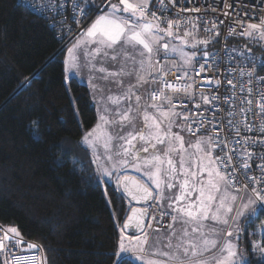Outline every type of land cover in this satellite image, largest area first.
Wrapping results in <instances>:
<instances>
[{
  "label": "snow or ice",
  "instance_id": "obj_1",
  "mask_svg": "<svg viewBox=\"0 0 264 264\" xmlns=\"http://www.w3.org/2000/svg\"><path fill=\"white\" fill-rule=\"evenodd\" d=\"M119 2L123 5L122 9L118 4L111 3L110 8L81 33V39L67 48L68 55L62 63V71L71 80L82 67L89 68L90 73L97 70L95 65L82 64L77 59L75 53L81 44L95 46L90 52L92 56L108 58L112 62L119 59V67L115 71H109L103 66L98 69L100 73H105L99 79L116 84L120 91L116 96L106 97L100 123L82 136L85 150H93L94 156L91 161L95 166L94 180L90 177L89 182L107 183L115 178L119 186L127 179L120 173L128 167L137 172L143 171L155 185V195L148 187L138 185V195H133V199L153 201L159 210V220L170 217L172 223L167 225L166 231H162L158 220L155 229L146 231L143 217L148 215V209H133V215L128 217L131 223L123 225L115 249L109 254L113 264H244L247 255L225 240L222 234L225 229L211 228L205 232L204 222L215 221L238 233L242 220L264 212V153L259 157L261 163L257 165L260 175H248L251 170L250 161L254 158L253 149L257 144L264 148V138H220L217 125H223L224 121L217 116L219 107L214 103L219 98L199 93L203 105H212V119L204 115V112L209 111L208 108L200 111L201 103H195L197 92L192 73L199 76L208 66L209 60L217 67L223 62V58L216 59L215 53L209 55L208 46L214 38L199 39L193 31L187 30L183 36L174 33L173 28H179L180 21L162 18L164 13L171 11L164 0H160V7L155 11H150L149 0ZM81 4V20L88 19L97 11L94 0L73 3L74 21ZM25 6L31 7L34 4L26 3ZM57 7H64V15H67L65 4L58 3L52 11ZM52 19L54 23L59 22V17ZM165 24L166 27H163ZM241 27L243 30L240 36L264 40V20L248 23L246 27L242 24ZM215 28L216 24L213 23L211 29L206 27L204 30L211 32ZM216 34L219 35L218 32ZM235 34L234 31L229 33L230 36ZM176 40L181 43L176 45ZM170 54H178L180 57L182 63L177 66V71L183 75L177 77V80L183 82L167 83L160 78L156 88H145L144 85L149 83L143 74L145 70L150 69L153 61L161 55L168 58ZM240 56L241 64L247 60L252 65L238 70L241 77H248L239 89L244 92L243 83L251 84L257 77L258 69L251 57L244 53ZM258 68L264 70V61ZM236 71H229L233 79L227 81L232 86L233 96ZM132 77L135 83H132ZM258 79L264 84V76ZM152 83H156V80ZM207 86L212 87L210 79ZM216 87H219V82ZM165 89H170L174 94H183V97L177 96L183 111H177V104L173 102L172 96L165 93ZM94 91L102 94L97 85H94ZM248 92H251V88H248ZM185 100L192 102L197 111L188 109ZM226 100L234 103L231 97ZM244 103L248 107L240 111H251L252 100L246 98ZM259 110L264 113V93L260 94ZM228 117L227 128L239 136L243 122L237 121L236 110L231 109ZM243 129L252 131L248 124H243ZM258 131L264 133V122ZM101 145L103 154H97L95 149ZM218 148L223 155H214ZM234 158L239 161L238 165H233ZM238 168L243 170L245 181L240 186H237ZM129 195H132L130 191ZM152 219L157 220V216L153 215ZM147 228L152 229V224L149 223ZM126 229H131L134 234L125 235ZM212 234H216L215 239L210 238ZM226 234L232 237L234 231H227ZM13 236L17 237L15 243L12 242ZM19 237L20 233L13 227L0 238V256L4 257L0 264H37L35 256L13 255L17 247L24 246ZM26 247L38 248L34 244H27Z\"/></svg>",
  "mask_w": 264,
  "mask_h": 264
},
{
  "label": "trees",
  "instance_id": "obj_2",
  "mask_svg": "<svg viewBox=\"0 0 264 264\" xmlns=\"http://www.w3.org/2000/svg\"><path fill=\"white\" fill-rule=\"evenodd\" d=\"M73 40L60 48L64 39L47 18L0 0V223L38 243L45 264H113L129 207L113 184L89 182L95 166L80 138L96 115L89 85L65 81ZM229 40L259 50L247 39ZM254 221L260 226L251 238L248 227L236 237L244 264H264V212L240 225Z\"/></svg>",
  "mask_w": 264,
  "mask_h": 264
},
{
  "label": "built area",
  "instance_id": "obj_3",
  "mask_svg": "<svg viewBox=\"0 0 264 264\" xmlns=\"http://www.w3.org/2000/svg\"><path fill=\"white\" fill-rule=\"evenodd\" d=\"M18 2L23 6H25L26 3L34 4V6L25 7L33 10L40 16L47 18L51 27L55 28L61 33V37L64 39L60 47L62 48L81 33L87 22L98 12L102 11L109 0H94L97 11L90 15V17L86 20H81L83 11V5L81 4L80 9L76 11L75 21L73 20L72 6L73 3H79L80 0H18ZM164 2L171 9V11L164 13L162 18L180 21V27L173 28V31L176 34L184 32V29L187 27L193 29V25H195L194 31L200 34L202 39L214 38V40H217V44L215 46L209 47V55L211 56L212 53H215L216 59L219 60L223 58V62L217 67L214 62L209 60L208 66L205 68V70L201 72L199 76L195 75V73H192V77L196 82L194 85V89L197 92L195 103H201L202 107L200 111H203L204 108L209 109V111L204 112V115L209 119H212V105H203L199 98V93L203 92L204 95H208L210 97L217 96L219 98L214 101V103L219 107L217 116L222 118L224 121L223 125H217L220 128L219 137L227 138L228 140L239 139L240 137H253L256 139L264 138V133H260L258 131L261 123L264 122V113H261L259 110L260 94L264 93V84L260 83L258 79L259 76H264V70H259L258 68L261 62L264 61V40H254L248 37H242L239 34L243 30L241 27L242 24L246 27L248 23H259L260 20H264V0H164ZM58 3L66 5V16L64 15V7H57L55 11H52V8ZM159 7L160 0L149 1L150 11H155ZM225 13H227V15H225ZM53 17H59V22L54 23L52 19ZM252 17L255 18L252 19ZM185 21H191L192 23L188 24L185 23ZM220 21H223V23H220ZM213 23L216 24V28L213 31L209 32L204 30L206 27L211 29ZM163 26L166 27V24ZM233 31L236 34L234 36H230L229 33ZM217 32L219 35L216 34ZM230 38L247 39L249 45L252 47L258 46L259 50L251 51L246 45H235L234 43L230 42ZM241 53H244L245 56L251 57L253 64L257 66L258 69L257 77L253 79L251 84L243 83V87L245 89L244 92H241L239 89L241 87V83L246 82L248 77H241L238 70L241 67L250 68L252 65H250L247 60H244L243 64H241ZM201 63H204V61H201ZM155 66L157 71L153 75V79L156 80L158 85L160 78H162L163 81L167 83L176 84L183 82L177 80V77L182 75L177 71V66L174 59H158L155 61ZM231 69L237 70L234 73L235 79L233 81L236 84L235 96H233L232 86L227 83L228 80L233 79V75L229 74ZM197 71H199V66H197ZM209 79L212 83L211 88L207 86ZM217 82H219L218 88L216 87ZM248 88H251L250 93L248 92ZM164 91L167 95L173 97V102L177 104V109L184 110L183 105L177 101L178 95L183 97L182 93L174 94L170 89H165ZM228 97H231L234 103L226 100ZM246 98L252 100L251 111L241 112V108L248 107V105L244 103ZM185 103H187L188 109L192 110L193 112L197 111L194 108L192 102L185 100ZM231 109L236 110L237 121L243 122L241 124V132L239 136L227 128L229 119L228 112ZM243 124L250 125L252 131H244ZM199 134L200 133H197V135ZM224 151L226 152L228 149H224ZM217 153L223 155V152H221L219 148L216 149L215 154ZM253 153L254 158L250 161L251 170L248 172V175L259 176L260 171L257 168V165L261 163L259 157L262 153H264V148L257 144L253 149ZM238 164L239 161L234 158L233 165ZM236 176L238 178L237 186H240L242 182H245L242 169H237ZM150 205L152 204H148V208L151 210V212L147 225L151 223L152 229L147 228V231L149 232L158 226L157 221L159 220V210L154 205H152V209ZM153 215L157 216V220L152 219ZM170 223V217H164L163 220H159V227L161 229L167 228V225ZM8 230L9 229L0 223V238H2L4 234L8 232ZM9 235L12 234L9 233ZM19 239H22L24 245L26 246L27 244H34L37 245L38 248L27 249L26 246L17 247L13 255H26L29 257L35 256L37 264H45L43 250L38 243L27 240L23 237H19ZM16 240L17 237L13 236L12 242L15 243ZM5 244L9 245V242L5 241ZM9 247H11V245H9ZM1 257L4 259L3 256Z\"/></svg>",
  "mask_w": 264,
  "mask_h": 264
},
{
  "label": "rangeland",
  "instance_id": "obj_4",
  "mask_svg": "<svg viewBox=\"0 0 264 264\" xmlns=\"http://www.w3.org/2000/svg\"><path fill=\"white\" fill-rule=\"evenodd\" d=\"M129 2H131V3H136L137 0H129ZM111 3L118 4L119 7H120L121 9L123 8V5L120 4L119 0H111L110 3L108 2V3L106 4V6L104 7V9H103L102 11L98 12L96 15H94V16H93V17L87 22V24L85 25V27H84V29H83V31H82L81 33L85 32L86 29H87L88 27L91 26V24L95 21V19H96L99 15L104 14V12H106V11L110 8V4H111ZM163 27H164V26H163ZM186 30H187V31H193V34H194L195 36H197L199 39H202L201 36H200V34H198L196 31H194V30L191 29L190 27H187L186 29H184V31H186ZM173 32H174V31H173ZM174 33H175V32H174ZM183 33H184V32H182V33L180 32V33L177 34V35H179V36H183ZM80 39H81V34L78 35V36H77V37H76V38H75V39H74V40H73V41L67 46V48H68V47H72V45L75 44V43H76L78 40H80ZM174 43H175L176 45H179L181 42H180L179 40H176V41H174ZM94 47H95V46H94V45H91V44H89L88 46H85V45L81 44L80 48L77 49V51H76V53H75L77 59H78L82 64H92V65H95V68L97 69L95 72H91V73H90L89 68H87V67H82V68H81V69H80V70L74 75L75 77H78L79 80H81L82 82H85V83H87V84L89 85V88H90V90H89V94H90V97H91V103H92V105H93V107H94V109H95V115H96V121H95L94 125H93L91 128H89L88 130H85V129L83 130V133H82L81 138H80V143H81V145H83V144H82V136H83L86 132H88L89 130H91L93 127H95L96 125H98V124L100 123V119H99V118H100V116L103 114L102 109H103L104 104L107 102V101H106V97L109 96V95H111V96H116V95L119 93V91H120V88L117 87L116 84L110 83L109 81H106V80L99 79V77L104 76L105 73H100V72L98 71V69H99L101 66L107 68L109 71H115V70H117L118 67H119V59H118L116 62H112V61H111L110 59H108V58H101L100 56H92V55H90V52H91V50H92ZM67 48H66V53H65V58H64V60L67 58V55H68V53H67ZM186 50H187V49H186ZM208 50H210V49H209V46H208ZM168 58H172V59H174L175 62H176V66H179V65L182 63L178 54H170ZM158 59L161 60V59H165V58L161 55V57H159ZM158 59H156V60H158ZM156 60L153 61V66H152L150 69H146L145 72L143 73V74L145 75V79L149 81V83H147V84L144 85L145 88H153V87H154V83H152L153 79H152L151 77H152V75H153L154 73H156V71H157V68L155 67V61H156ZM178 72H179L181 75H183L182 72H180V71H178ZM130 79L132 80V83H135V82H136L134 77H132V78H130ZM65 81H66V82L68 81V78H67L66 74H65ZM125 83H127V79L125 80ZM94 85H97L98 88L102 90V94H101L100 92L94 91ZM178 110H179V109H178ZM179 111H181V110H179ZM173 131H178V129H173ZM83 146H84V145H83ZM84 147H85V146H84ZM186 147H187V145H186ZM88 151H89V154H90L91 158L93 159V158H94V156H93V150L90 149V150H88ZM103 151H104V149H103V146H102V145L99 146V147H97V149H95V152H96L97 154H103ZM214 155H215V153H214ZM129 172H133V173L135 172V174L137 173L140 177L143 176L144 180L149 181V180L147 179V176L144 175V172H143V171L137 172V171H136L134 168H132V167H128L126 170L122 171V172L120 173V175L122 176V174H123V175H124V174H128ZM108 182L111 183V184H113L114 186L118 187L115 178H113L112 180H110V181H108ZM149 182H150V181H149ZM102 184H103V186H104V182H102ZM149 185H152V187H153V189H154V190H153V191H154V195H155V185H153L151 182L149 183ZM173 191H175V190H173ZM193 199H195V195L193 196ZM152 209H153V207H152ZM229 215H231V214H229ZM249 221H251V220H249ZM249 221H247V222H249ZM247 222H246L245 225H243V229H242L241 225H239V227H240V231L242 230V232L240 233V235H238L240 231H239L238 233H236L235 230H234L233 228H229L228 226H226L227 228H226L225 231L222 233V234L224 235L225 240L228 241V239H229L228 236H227V234H226L228 230H229V231H234V236H235V237H238V236H243L244 234L246 235V231H245V228H246V227H248V234H249V236H250V238H251V236L253 235V232H255V228H256V227H259L260 224L257 223L256 221H254V222H255V225H254L253 227H251V226H249V224H247ZM263 222H264V221H263ZM263 222H262V223H263ZM230 223H231V221H230ZM261 226H264V223H263ZM146 227H147V226H146ZM228 228H229V229H228ZM10 229H11V228H10ZM161 230H162V231H166L167 228H163V229H161ZM120 234H121V232H120ZM124 234H125V235H128V234L125 233V232H124ZM240 252H241V253L243 252V248H242V251H240ZM2 259H3V258H2Z\"/></svg>",
  "mask_w": 264,
  "mask_h": 264
},
{
  "label": "water",
  "instance_id": "obj_5",
  "mask_svg": "<svg viewBox=\"0 0 264 264\" xmlns=\"http://www.w3.org/2000/svg\"><path fill=\"white\" fill-rule=\"evenodd\" d=\"M123 177H127V179L119 184V188H120L121 193L127 199V202L129 203L130 207H129L127 215H126V217H125V219H124V221L122 223L121 229H123V225L125 223H131L128 220V217L133 215V211H132L133 209H137V210H141L142 211L144 209H147L145 206L148 205L151 202V200H149L147 202H144V201H139V200L133 199V195H138L137 190H136L137 186L138 185L145 186V185L141 181H139L137 178H135L133 176L124 175ZM129 191L132 193V195H129ZM148 216H149V212H148V215L143 217V222H144L145 227H146V224H147ZM124 232L127 233L128 235H133L134 234L131 229H126V230H124ZM136 234H139V233H136Z\"/></svg>",
  "mask_w": 264,
  "mask_h": 264
},
{
  "label": "crops",
  "instance_id": "obj_6",
  "mask_svg": "<svg viewBox=\"0 0 264 264\" xmlns=\"http://www.w3.org/2000/svg\"><path fill=\"white\" fill-rule=\"evenodd\" d=\"M150 1V0H149ZM156 67V66H155ZM155 74V73H154ZM153 74V75H154ZM153 75H152V77H153ZM151 77V78H152ZM177 111H179L178 109H177ZM181 111H183V110H181ZM92 159V158H91ZM124 175H130V176H133V177H135V178H137L139 181H141L146 187H148L150 190H154L153 189V187H152V185H149V181H147V180H144V178H143V176H139L137 173L135 174V172L133 173V172H129L128 174H124ZM123 174H122V177L124 176ZM148 179V178H147ZM116 187V186H115ZM116 188H118L119 189V191H120V188H119V186L118 187H116ZM121 192V191H120ZM123 197L125 198V196L123 195ZM125 200H126V204L128 205V207H130V205H129V203L127 202V199L125 198ZM152 205H154L155 206V204H154V202L153 201H151L150 202ZM147 209H148V212H149V216H148V219H147V223H148V221H149V218H150V212H151V210L147 207V205L145 206ZM172 223V222H171ZM205 223V225H206V228H205V232H208V230L209 229H211V228H216L217 230H219V229H226L227 227L225 226V225H222V224H219V223H217V222H215V221H211V220H208V221H205L204 222ZM146 226H147V224H146ZM145 229H146V231H147V227H145ZM229 229V228H228ZM229 231V230H228ZM120 232H121V228H120ZM210 238H212V239H215L216 238V234H212L211 235V237ZM229 239H228V241H230L232 244H234L235 246H236V248H237V244H236V237L233 235L232 237H228ZM218 243H219V241H218ZM207 255V254H206ZM149 258H154V257H149Z\"/></svg>",
  "mask_w": 264,
  "mask_h": 264
},
{
  "label": "clouds",
  "instance_id": "obj_7",
  "mask_svg": "<svg viewBox=\"0 0 264 264\" xmlns=\"http://www.w3.org/2000/svg\"><path fill=\"white\" fill-rule=\"evenodd\" d=\"M150 204V203H149ZM147 207H148V205H147Z\"/></svg>",
  "mask_w": 264,
  "mask_h": 264
}]
</instances>
